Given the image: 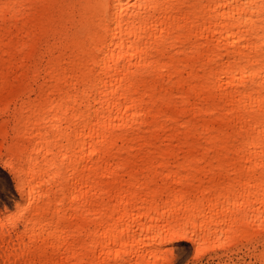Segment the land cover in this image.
I'll return each instance as SVG.
<instances>
[{
    "label": "bare ground",
    "instance_id": "obj_1",
    "mask_svg": "<svg viewBox=\"0 0 264 264\" xmlns=\"http://www.w3.org/2000/svg\"><path fill=\"white\" fill-rule=\"evenodd\" d=\"M38 2L66 7L38 16L29 7ZM259 2L0 0L19 6L15 18L0 19V82H41L37 108L22 111L14 128L29 182L16 211L31 195V214L7 231L0 216L1 255L25 257V244L40 255L119 247L141 263L161 246L192 243L165 232L162 245L161 232L179 222L182 207L203 204L199 187H189L199 164L238 178L207 201L228 213L229 227V209L259 217L264 15L245 7ZM89 75L78 101L76 87ZM200 216L206 231L222 235L223 219Z\"/></svg>",
    "mask_w": 264,
    "mask_h": 264
},
{
    "label": "rangeland",
    "instance_id": "obj_2",
    "mask_svg": "<svg viewBox=\"0 0 264 264\" xmlns=\"http://www.w3.org/2000/svg\"><path fill=\"white\" fill-rule=\"evenodd\" d=\"M7 57L4 53H0V61L5 60ZM36 63H43L45 58L43 57L40 49V53L35 58ZM4 70L0 67V73ZM11 75L13 79L19 80L21 77V70L12 69ZM41 82H0V158H3L5 153L9 150V146L15 144L17 146L16 139L14 138V128L16 126L19 114L26 108L36 109L39 104V85ZM7 110V111H6ZM30 114L27 110L26 115ZM5 140L9 142L5 144ZM26 144V142H24ZM216 166H210L207 164H199V180L190 179L189 187H199V202L202 200L203 204L199 207H204V202L210 201L212 204L215 198V189L218 185L234 186L238 183L236 175L223 178L219 175V171L215 169ZM172 170H176L173 168ZM188 172H194L193 169L187 170ZM180 173L184 175L183 170ZM0 179H2L7 185L10 182V178L7 173H0ZM24 197L21 194H16L9 189L3 196H0V216L3 217L9 213H15L18 206L23 203ZM233 198H231L232 200ZM235 199V195H234ZM204 214V213H203ZM205 215V214H204ZM206 216V215H205ZM231 221L235 219L234 216H229ZM201 232L200 228L196 229L199 235L209 233V237L204 239L209 240L210 244L219 241L220 237H229L230 234L227 228L223 229L222 235L213 234L212 231L219 232L218 227L210 226V232ZM259 232H253L250 236L238 238L232 233L234 237L233 241L228 243L222 248H210L209 252L201 257L204 264H260L264 261V240L259 239ZM182 249L185 253L193 251V245L190 242H177L165 246L159 247L157 252H154L153 259L149 262L144 261L139 264H167V261L171 259V249ZM1 250V249H0ZM2 252V251H0ZM117 252H120L118 254ZM132 252L131 249L125 248V254ZM122 250L119 247H109L100 249L99 247L93 248L91 251L86 250V247H80L77 252L68 250L67 248L60 249H48L45 255L39 253L31 254L27 259L35 264L37 261H44V264H138L137 261L128 255H123ZM3 253H0V264H17L18 260L23 261L25 257L17 259H8ZM119 257L116 258V256ZM130 261V262H128ZM128 262V263H127Z\"/></svg>",
    "mask_w": 264,
    "mask_h": 264
},
{
    "label": "snow or ice",
    "instance_id": "obj_3",
    "mask_svg": "<svg viewBox=\"0 0 264 264\" xmlns=\"http://www.w3.org/2000/svg\"><path fill=\"white\" fill-rule=\"evenodd\" d=\"M18 7V5L0 3V19L7 20L9 16L15 18L17 15L15 9ZM29 7L34 10L36 15L46 16L56 8H63L66 6L46 2H38L30 5ZM67 7L72 6L69 5ZM91 7L102 6L95 5ZM156 7H159V5H157ZM245 7H249L252 9L259 8L261 14L264 15V0H260L258 4L254 3L246 5ZM90 79L91 75L86 76L85 84L77 85L75 92L77 94L78 101L80 99L79 92L81 88L84 89V95H88V81ZM5 144L8 145L9 142L5 140ZM16 152L17 147L14 144L12 146H9V150L5 153L3 158H0V173H7L10 178V182L7 185L2 179H0V196H3L9 189H11V191L16 194L28 192L29 182L26 175V167L22 166L17 161L16 156L14 155V153ZM32 183H34V181H32ZM261 194H264V188H262L261 192L258 193V195ZM249 199H251V197H249ZM259 203L261 207H264V200L259 201ZM31 204L32 197L31 195H29L28 206H26L23 210L16 211L14 214H6V219L4 221L6 225V231L15 225L21 224L22 221L26 218V214H31ZM182 205L183 201L181 202V207ZM0 207H2V205H0ZM219 208L220 205L218 203L215 205V207H212L206 201L204 202V207L202 208L199 207V205H197L196 208H192L190 205L188 209H183L182 207L181 214H178V216L182 217L179 219V222L166 225L162 230L161 243L163 245V241L166 238L164 233L167 232L172 236L173 239L181 238L183 240H191L194 250L185 253L182 249H171V259L167 261V264H204V261L203 259H201V257L204 256V254L208 253L210 248L224 247L228 243L229 239L232 238V233H234L235 237L238 238L250 236L257 228V226L260 229L259 239L264 240V211L260 213L259 217H256V219L253 220L249 218V215L247 213L237 211L235 209H229V213L235 217V219L231 223V226L229 227L227 223L228 213H226L223 217L217 215V213L219 212ZM201 213H204L205 215H212L214 219H223L225 223L222 226L227 228L230 236L228 238L221 236L219 241L210 244L209 240L204 239L203 236L199 235L198 232L193 228L192 218L199 216V219H196L195 223L199 226L201 232L204 231L203 226L200 224V219L204 218L203 216H200ZM252 215L254 216L255 214L252 213ZM185 218H187V222H185ZM169 219L171 220V217H169ZM34 247V244H25L24 248L21 249V251L24 252L25 259L23 261L18 260L17 264H32V262L27 258L32 254V250H34ZM35 264H44V261H37L35 262ZM48 264H51V262H48ZM260 264H264V261H261Z\"/></svg>",
    "mask_w": 264,
    "mask_h": 264
}]
</instances>
